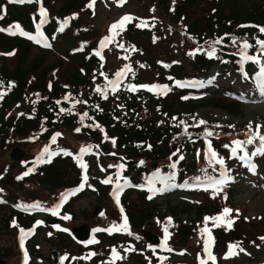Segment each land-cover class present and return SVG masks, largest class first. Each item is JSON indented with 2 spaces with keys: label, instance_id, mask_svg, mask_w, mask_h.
Returning a JSON list of instances; mask_svg holds the SVG:
<instances>
[{
  "label": "trees",
  "instance_id": "16d2710c",
  "mask_svg": "<svg viewBox=\"0 0 264 264\" xmlns=\"http://www.w3.org/2000/svg\"><path fill=\"white\" fill-rule=\"evenodd\" d=\"M89 1L43 0V4L50 11L47 30L50 36L54 38L52 50H40L38 54L33 56V51L37 46L31 39L20 34L10 35L5 31H0V93L4 94L3 98L0 99V150L6 142L13 141L16 138H18L19 143L26 144L31 135L38 136L39 141L40 139L49 138L50 135L63 127L72 130L79 121L77 112L81 113L89 110L99 124L106 127V139L110 140L101 145L103 151L98 150V164L102 165L104 169V159H107V157L114 162L119 160L120 165L127 166L126 173L135 182L142 183L149 172L155 170L153 169L154 163L163 169L169 168L173 158L175 159L178 155L177 153L173 157V153L179 149V152L184 151L186 154L191 155L189 160L185 158L180 162L176 172L179 180L187 178L193 180L198 176L206 175L204 170L207 167L204 156H195L194 154L198 145L201 144L203 147V137L205 135L202 134V127H196L193 126L195 124H192V128L187 133L181 132L182 135H179L180 129L177 121L196 114L200 107L221 109L231 115H239L242 113L243 103L234 98L215 95H207L196 99L188 91L180 90L174 85L173 92L170 91L166 95H155L145 90H139L136 94H133L124 90L119 95L109 99L101 98L94 89V83L98 79L101 80L100 71L104 68L100 67L99 60L91 52V49L96 46L99 35L94 29H91L84 18V15L92 18V12L88 7ZM58 3L60 5L56 7ZM158 3L159 8L155 11H157L156 15L161 14V20L151 21L150 23L154 26L150 25L148 28H137L131 25L121 40H124L126 44L143 48L145 45L148 46L153 39H156V34L160 37L159 42H164L166 39L165 31L169 25L181 27L191 43L202 47L198 48L200 51L193 52L195 54L191 57L187 54L184 55L183 61L175 62L176 57L171 54L169 58L173 59L174 64L171 66L170 71L162 72L158 76V80L168 81L169 83L172 82L173 78H185L188 71H201L202 74H206L216 65L220 66L224 72L228 71L229 68H237L236 54L241 41L250 40L253 42L254 37L261 35L259 29L254 25L264 26V0H175V2L173 0H159ZM5 7L6 12H4ZM0 9H2L0 15L4 16V19L0 20V24L3 26L19 23L29 31L34 26V20L40 18L38 0L23 5L10 3L8 0H0ZM74 15L76 18L69 19L65 30L59 32L60 24L66 18H71ZM166 16L169 20L165 19ZM233 38H236L235 44L232 43ZM217 39L221 40L219 50L217 49L219 44H213ZM70 43L68 49L74 47L79 50V54H76L78 64L70 77L66 76L65 79H61L58 72L59 66L64 62L63 59L45 65V56L47 52L57 50L59 44L69 45ZM210 46L216 48L214 58H209L207 55V52L211 50ZM13 60H15V63H13ZM46 66L48 67L43 72L39 71ZM186 67L189 69L186 70ZM169 77L172 79H169ZM68 91L82 95L80 103L76 106V113L73 111H71V114L68 112L63 113L59 110L60 100ZM58 101L59 103H57ZM154 108L157 112H160L157 117L156 114H150V110ZM210 121L213 126L217 125L214 120ZM230 126L232 125L226 124L225 127L218 128L219 133L224 134V136L230 135L232 133ZM94 135L96 139L99 136L102 138L100 133L94 132ZM113 139L115 145L112 143ZM214 140L218 148L227 154L228 147L226 148L224 145L230 144L231 140L226 143H223L224 137H215ZM256 144L258 145L259 142L257 141ZM252 148L253 145H250V149ZM111 153H115V155H111ZM96 161L95 157L91 158V176L92 178L96 177L94 181L90 182L93 192L87 190L89 194L96 195L99 201L98 204L102 206L107 202L104 200L105 195L110 199V193H108L110 186L101 183L105 175L104 171L98 167L99 165L96 166ZM141 161L144 163L141 164ZM235 162L231 161V164L234 165ZM260 162L261 170L264 172V156L260 158ZM236 170L239 171V169ZM80 176L81 167L78 165L77 160L69 156H56L52 158L51 163L41 165L36 174L28 179V182H32V178H36L38 187L45 190L47 196L35 197L50 201L53 194L51 192L55 193L66 187H76ZM242 179L230 184L232 186L230 195H228L230 200L231 191L237 185L243 184ZM87 190L72 197L67 202L63 217L73 215L75 219L77 215H93L91 213L88 215L85 210L75 211L74 209V202L77 198L86 195ZM188 193L194 203L184 202L179 205L181 211L195 210L197 217L201 216L202 213H211L219 209L218 202L213 205L216 200L213 201L210 198V192L196 190ZM220 199L222 198L220 197L217 200ZM39 201L49 205V202ZM110 202L114 212L109 214L108 210L101 224L107 225L109 222L118 221L123 223L113 198L110 199ZM123 203L129 215V232L139 233L141 241L143 243L148 242V237L142 232V229L151 219L153 220L154 213L156 214L159 211L156 203L148 199L146 192L133 187L126 189L124 192ZM3 211L4 214H2ZM158 214L159 212L156 215L158 216ZM38 218L39 215L21 214L9 205L0 206V223L2 225L6 224L10 229L31 227L34 222L37 225L38 221L36 220ZM43 218L45 223L37 225L38 230L39 228L40 230L38 236L35 237L36 239L34 238L35 240L40 235H45V233H41L43 229H56L54 228L55 224L75 228L74 219L70 223H66L63 220L64 218L62 219L59 216L52 217L48 214L44 215ZM170 218L174 226L171 228L168 226V228L171 230L175 228V234L174 230L172 232L176 244L180 246L181 241L187 239L190 245L196 243L197 248L200 249L201 241H198L194 236L195 228L192 225L183 224L176 214H171ZM158 219L160 218L158 217ZM162 220L165 221L164 218ZM13 221L18 227L12 226ZM243 222L250 224L252 221L241 219L233 229H217L218 248H224L228 241H244L243 239H245V242L250 246L251 242L256 243L260 239L262 233L255 234L254 237L245 233L240 228V225L243 228ZM165 225H161V232ZM156 227L158 226L156 225ZM14 231L17 240V230L14 229ZM57 231H60V245L65 244V248H68L70 244H73L79 251L89 250L90 247L97 256L106 253L112 243L133 241L132 237V239L129 238V233L128 235L103 233L99 235V245H85L83 242H79L80 240L75 235L68 234L70 231L67 233L60 229ZM38 245L39 242L35 244L34 248L31 246V251L37 249ZM16 252H18V258L13 264H18L20 260L18 245ZM8 254L6 251L0 250V258L6 257ZM37 254L40 256L39 253ZM147 255L153 256L152 251H147ZM152 260L153 264H159L157 258H152ZM30 264L36 263L32 260ZM64 264L77 263L66 259ZM143 264H146V262Z\"/></svg>",
  "mask_w": 264,
  "mask_h": 264
},
{
  "label": "rangeland",
  "instance_id": "374dc122",
  "mask_svg": "<svg viewBox=\"0 0 264 264\" xmlns=\"http://www.w3.org/2000/svg\"><path fill=\"white\" fill-rule=\"evenodd\" d=\"M158 1L159 0H126V2L123 3L122 6H120L119 0H95L94 6L91 7L92 9H90L92 12V18L87 15H84L86 23H88L91 29H94L99 35V44L97 46V49H99V51L101 52L103 60L108 64V67H110L112 73L115 75L118 71L123 69L125 65H131L132 71L128 72L125 77V80L127 82L135 81V79H137L140 84H159L162 82H167L158 80V76L162 72L170 71L171 66L174 64L173 59L169 58L171 57V54L176 57L175 62L183 61L184 55L187 54L191 57L195 53H190H193L198 48L202 47H198L197 44L191 43V40L188 39L186 33L181 27L169 25L165 31L166 39L164 42H159L160 37L158 34H156V39H153L148 46L145 45L141 49L139 46H136L138 48V51L136 50L134 53L131 48H127L125 49V51H120L119 49H117V47H119L120 45L119 41L125 34L124 31L121 33L119 29L117 30L119 32V35L115 37L114 42L109 43L108 46L104 49L100 48L101 40L105 36H109L112 34L109 31L110 26L120 21L121 18L126 15L135 17L136 21L138 22L142 21L150 23L152 19H154L155 21L159 19L160 21L161 14L156 15L157 11H155V9L159 8ZM58 5H60V3H58L56 7H58ZM165 19L169 20L167 16L165 17ZM257 38H263L262 40H264V33ZM242 42L243 41H241V43ZM70 45L71 43L69 45L59 44L58 49L56 51L47 52L45 56V65L63 59L64 62L59 66L60 69L58 72V75L61 76V79H65L66 76L70 77V75L74 72L75 66L78 64V59L76 57H69L71 54H75L78 51L74 47H70L68 49ZM220 46L221 44H219V46L217 47L218 50ZM204 50H206V48H204ZM39 52L40 50L35 49L33 51V56L38 54ZM238 52H240V46L238 47ZM132 53L134 55L129 56ZM125 57H127V59H125ZM260 59L261 62L264 63V56H260ZM13 63H15V60H13ZM141 65H143V67H141ZM47 67L48 66L44 67L43 69L41 68L39 71L43 72L45 69H47ZM188 69L189 68L186 67V70ZM258 71L259 68L255 70L253 75H249V79L247 80L244 79L243 74L238 68L230 69L227 72H224L222 68H220V66H214L206 75H203L201 71H188L187 76L185 78H188L187 80L199 79L200 82H204L206 86L207 95L235 98V95L238 94L244 100V103L241 115H231L230 113L221 109L200 107L199 111L196 114L192 115L191 117H186L177 121V124L180 129L179 135H182V133L185 132V124L188 125L187 131H189L192 128V124H197L199 120H204L207 122L206 124L201 126L202 134L205 133L206 130L212 131L214 138L224 137L223 143H226L231 140V143L234 144V141L247 140L251 135L248 128L250 122L252 124L253 130H255L257 125H259L261 126L260 132L264 134V95L261 94L253 79V77H255ZM208 81H211V83H207ZM132 83L133 85L134 83L139 84L138 82ZM167 86H169V84ZM169 88L171 89V91L173 90L172 83H170ZM159 113L160 112L156 111V108L150 110V114H156V117L160 115ZM210 120H214L217 125L213 126ZM181 121H183L184 123L181 124ZM226 124H230L234 127H231L232 133L230 135L224 136V134L219 133L220 130L218 128H223L226 126ZM93 132L94 131H87L86 133L82 131L76 132L75 130L63 127L61 131L58 132L61 133V135L56 138L55 143L52 142L53 136L49 139L44 138L38 141V136L36 135H31L28 138L26 144L19 143L18 138L14 139L13 141L6 142L0 150V189L3 190L0 194L5 197L8 196L7 198L10 201V198H22L27 201H34L37 199L43 202H49V204H51L53 201L58 200L57 196L59 195L60 191H57L55 193L51 192V194H53L50 201L35 197L47 196L46 191L38 187L37 179L32 178V182H28L27 179L16 180V175L18 174L20 177L23 175V173L28 171V166L30 165V163L34 160L37 161L38 156L35 154L41 153L46 146L48 147L49 152L53 151L55 148L57 152H59L61 149L71 152L73 154L70 155L71 157H75L76 153L79 155L82 146H96L97 150L103 151L101 145L106 144V142H109L110 140L106 139L107 136L105 134H102V138L99 136V138L96 139ZM255 145L256 144H254V146ZM231 146H229V148ZM91 151H94L92 148L89 154L93 155L94 153H92ZM198 152L199 151L197 149L196 153L194 151V154L197 155ZM180 154H182L184 158L187 159H189V157L191 156L190 154H186L184 151H181ZM45 158L47 159L48 157L46 156ZM104 160L106 171L109 172L119 170L116 167H109V165H120V163H118L119 160H116L114 162L110 160L109 157ZM96 166H98L97 161ZM153 166V169L158 168V165L156 163H154ZM98 167L100 169L102 168L100 166ZM124 169H127V166L124 165L123 170ZM164 170L165 173L174 172L175 178H177L176 169H172L169 167ZM151 172L152 171H150L147 177H145V181H147V178ZM110 174L108 173V176ZM95 179L96 177H93L92 181H94ZM89 182L88 184H90ZM113 182H115L114 178ZM171 184H175V182L173 181ZM110 185L112 191L113 184ZM178 186L179 187H174L171 188V190L165 191L163 193H157V195H154V198L152 200L153 203H156L157 210H159V214L157 216L156 214L158 212L156 214L154 213L153 220L151 219V221L142 229V232L146 236H148V242L143 243L141 241L140 234L136 233L135 231L134 233L129 232V228L123 231L122 235H128V233H131L129 234V238L132 237L133 241H128L125 243H116L113 245V247L121 256H126V259L115 260L114 264H143L144 262H146V264H153L152 256L147 255V251L151 249L152 244H158V236L162 235L163 232V228L162 232L160 229L161 225L166 224L165 226H169L170 228L174 226V223L172 221L169 222L168 220L171 214H176L177 217L181 219L183 224L192 225L195 228L194 236L197 238L198 241H201L202 239H206V235H204L203 237L201 234V230L205 226L204 214L206 213V217H215L219 215V213L224 207L230 206L234 214L229 215L225 219H234V227L238 224L239 220L241 219L246 221H252L250 222V224L243 222V228L241 227V225L240 228L245 233H248L253 237L255 234L260 233H262L260 236L264 237V173H261L257 179L248 177L246 183L242 185H237L231 191V200L230 197L228 199L226 197L228 193L230 195L231 186L229 187L230 189L228 187L225 188L223 192H210V198L213 201L216 200L213 202V205H216L215 203L218 202L219 209L217 207L218 210L213 211L211 213L205 212L199 217H196L195 210L185 212L180 210L181 208L179 207V205L183 204L184 202L194 203V200L192 199L190 194H186V192L181 190L180 185ZM163 187H166V185L160 184L156 188L159 189ZM88 188L89 191L93 192V189L91 187ZM88 190L86 192V195L81 198H77V200L74 202V209L75 211L85 210L88 215L90 213L93 215H77L75 219L73 215H67L68 217H70L69 219L62 218L66 221V223H70V221L73 219L75 220V228H73V230L69 227L70 233L68 234L73 235L75 231V234L81 239H86L87 237H89V235H91V229L95 226H98V224H100L101 221L105 219V213L108 210L109 214L114 212L112 210L113 208L110 202V199H112L110 187L108 188V193H110V199L107 195H105L104 200L107 202L102 204V206L98 204L99 201L98 198H96V195L89 194ZM220 197L222 199L217 200ZM97 206H100L102 210H95ZM236 210H238V216ZM180 211L181 214L179 213ZM4 213L5 212L3 211L2 214ZM101 213H103V215H101ZM158 217L160 219H158ZM163 218L165 219V221L162 220ZM113 220H115V218H113ZM213 223V221H209L207 227H209V224ZM107 224L121 225L122 222H109ZM156 225L158 227H156ZM67 227L68 226L66 225L60 226V230L66 229ZM14 229L16 228L10 229V227L6 226V224L2 225L0 223V250H4L9 253L6 257L0 259H3L4 262L7 264H13L18 258V252H16L17 245L16 238L14 236ZM57 230L59 229L45 228L41 231V233H45V235H40L41 237L39 236L37 240H35V238L32 242H30V245L33 248L35 247V244L39 242L37 249L32 251L34 263L57 264L56 259L60 260V257L58 254H56V258H54L53 249H58L62 253V257H66L65 259H63V261L67 259V261L69 260L77 264H113V258L109 255V251L108 253L106 252L104 254H100V256L94 255L91 256V258H85L88 257L90 253H94L92 248L89 247V250L83 249L82 251H79L73 244H70V247L68 248H65V244L60 245V231ZM173 230L175 234V228L172 229V231ZM50 233L51 235H49ZM174 234L171 241L173 245L172 248L174 250L170 251L169 256L166 258L165 262L167 264H200V261L202 259L207 260L206 255L202 253L204 242L201 244V252L200 249L197 248L196 243L195 245H190V242H188L187 239L182 240L180 246L177 245L174 239ZM162 237H164V234ZM261 237L256 243L251 242L250 246H248L247 242H245V239H243L244 241H236L234 244H239V247L243 248L244 251H239V249H235L234 251L238 252V254L232 255L230 258L227 259H225L224 257L228 250L225 251V253H220V261L217 264H264V239H261ZM81 242L86 245L85 240ZM110 246L108 247V249L110 248ZM125 249H135V251L125 252ZM37 253H39L40 256H38ZM213 255L216 257L217 261L216 254L213 253Z\"/></svg>",
  "mask_w": 264,
  "mask_h": 264
},
{
  "label": "snow or ice",
  "instance_id": "6c2138e0",
  "mask_svg": "<svg viewBox=\"0 0 264 264\" xmlns=\"http://www.w3.org/2000/svg\"><path fill=\"white\" fill-rule=\"evenodd\" d=\"M10 3H32L33 0H9ZM126 0H119V4L120 6L123 5V3H125ZM173 2H175V0H173ZM95 4V0H90V3L88 5V7H93ZM2 10V9H0ZM47 10L45 8H43V6H41L40 8V22L39 24H37V36H32L30 35L28 32L24 31L23 28H21V26L19 24H15L13 26H10V28L5 29L0 27V31H8L9 34L11 35H16V34H20L22 36H27L29 39L31 40H35L36 43L40 44L41 42H43V46L44 47H48L50 48L52 45L47 43V38L44 37L43 32L40 31L41 27L43 24H45L47 22ZM76 16L74 15L71 18H66L61 24L60 27L58 28L59 32H63L65 30V27L68 25L69 23V19H75ZM4 19L3 15H0V20ZM132 17L126 15L124 17L121 18L120 21L112 24L110 26V33H112L109 36H105L101 42H100V48L104 49L108 46L109 43L114 42L115 37L117 35H119V32L117 31L118 29L120 31H123L125 28V25L129 22H131ZM139 26H143V27H148V23L147 22H143L142 25H137ZM154 26V25H152ZM259 31L261 33H264V27H259ZM221 43L220 39H217L216 41L213 42V44H219ZM232 43L235 44L236 43V38H233ZM256 43L259 45V54L258 55H249L247 50L249 48L252 47V45L247 41H243L240 45V52L239 55L241 57L240 59V64H241V69L240 71L243 73L244 79H249V76L246 72H244L243 69V64L246 62H252L255 63L257 65H259V71L256 73L255 77H253V79L255 80V83L257 85V88L260 90L261 94L264 95V63L261 62L260 56H264V40H260L257 39ZM120 48H124L123 44L119 45ZM211 50L207 52V55L209 56V58H214L215 54H216V48L214 46H210ZM133 50H136L135 47L133 46ZM196 51H200V49H197ZM97 56H100L101 59H103V56L101 55L100 51H97L95 53ZM190 54H194V53H190ZM125 59H127V57H125ZM141 67H143V65H141ZM132 68L131 65H125V67L123 69H121L120 71H118L115 75H116V80H111L109 81V85H111L112 91L116 92L118 90L119 87V83L121 82V80L126 76V74L128 72H131ZM101 75H104V73H101ZM105 79H107V77L105 76ZM169 79H172L171 77H169ZM195 83V82H192ZM207 83H211V81H208ZM176 85L178 87H186V86H190L189 83L185 82H176ZM199 86L203 87L205 86L204 82H199ZM137 87L140 88H146L149 91H153V90H158V94L161 95H166L169 91H171V89L167 86V85H140V86H136V85H129L128 86V90L131 92H135L137 91ZM95 91L99 94L102 95V97L104 99H107V92L106 90H102L99 86H97V88L95 89ZM3 93H0V99L3 98ZM185 99L187 97H184ZM67 99V97H66ZM59 103V101L57 102ZM76 103H80V101H76ZM86 103V102H85ZM61 112L64 111H68L69 114H71V109H60ZM23 115V114H21ZM87 116V113L85 112L83 115H81L80 119L81 121L84 120V118ZM181 124H183L184 122L181 121ZM207 122L204 120H199L197 122V124L193 125L198 127L199 125H203L206 124ZM96 127H99V125H96ZM230 127H234V126H230ZM187 128L188 125L185 124V133H187ZM249 131L251 133V135L249 136V138L245 141H234V147L231 148V153L232 156L239 159L240 161L243 162V164L249 169V171H255V165L252 163L253 157H256L258 155L264 156V134H262L260 132V128L261 126L257 125L256 129L253 130L252 129V124L251 122L248 125ZM46 130V129H45ZM76 132H80V128L75 129ZM101 131H103V129H101ZM61 135V133H55L52 137V142L55 143L56 142V138L59 137ZM205 137H210L213 136V132L206 130L204 133ZM257 141L259 142L258 146L255 147V149L253 151H251V153H249V151L247 150V145H253L256 144ZM113 145H115V140H112ZM149 147H151L149 145ZM224 147H229V145H224ZM207 148L208 151L205 153V160L208 163L209 167L213 168V171H216L214 165L218 164L220 166L221 169H223V171L220 172V179H216L215 177L211 176V175H207V169H205V173H206V179L205 180H201L200 177L196 178V182L197 184H204L205 188L204 190H208L209 188H211L213 191L218 192V191H222L223 187L232 181V177L229 175V171L228 169L225 168V160L222 157H219L218 154L212 149V145L211 142L208 141L207 143ZM91 150V146H82L80 149V153L79 155L76 156L78 165L84 170V174L82 176V181L81 184L73 191L68 192V193H62L61 194V204L63 202H66V200L68 199L69 196H75L78 192H81L84 190L85 185H87L88 187H91L90 184H88V175H87V168L88 165L86 163L83 162L82 157L85 154H89ZM177 152H179V149H177ZM65 154V155H73L71 152H68L64 149H61L59 152H49L48 147L46 146L42 152L41 155L37 158V160L39 162H43V163H51L52 157L59 155V154ZM242 153V154H241ZM177 153H173V155H176ZM47 155V159H44V157ZM111 155H115V153H111ZM197 155L199 156V152L197 153ZM171 159V158H170ZM184 156L180 155L179 159L173 163L170 164V168L172 169H176L177 164L179 163L180 160H183ZM141 164H143L144 162L141 161ZM109 167H116L117 169H119L116 172V178H115V182H113V177L111 175L107 176L105 179H103L101 181V183L105 184V185H109V184H113V190L111 195L113 196V199L115 201V203L117 204L118 207H120V211L123 214V207L120 205V196L123 193L124 189L127 187H143V185H132L131 182L127 179L122 177V171L124 168V165H109ZM34 169H29L28 171H26L25 173H23L22 176L18 177L17 179H23V176H27L29 175ZM102 171H106V169L101 168ZM155 177H159V172L154 173ZM121 179H123V183H121ZM162 181H164L165 183L167 181H171L175 179V173L173 172L172 174L166 176V177H162L161 178ZM185 184H187V182H185ZM149 191L155 195L157 193H163L165 191L171 190V188L174 187H179L178 185L175 184H167L166 183V187L163 188H155L154 186H152V178H149ZM3 190L0 189V192H2ZM153 195H149L148 199H152ZM3 201L0 200V203H2ZM61 204H57L54 208L50 209V211L52 212L53 215H57L58 214V209L61 207ZM17 207H22L25 210H29V209H34V208H40V204L37 202L36 204L33 205H17ZM232 209L229 208H224L222 209V213L215 216V217H205L204 218V223L205 226L204 228L201 230V234H207V238L204 240V253L207 256V260H201L200 264H208V261H212V264H215L216 261V257L213 255L212 251H211V247L214 243L213 238L211 236V229L207 227V224L209 221H213V226L214 227H219L221 226V223H226L228 228L230 229L232 224H233V220L232 219H225L226 217H228L230 215V213H232ZM237 211V216L239 215L238 210ZM101 215H103V213H101ZM64 219H69L70 217L65 216L63 217ZM169 222H171V218H168ZM42 222L38 221L37 225L41 224ZM14 227H18V225L15 224V221H13V225ZM59 228V226H54ZM128 229V221H127V217L123 216V223L121 225H116L113 224L111 229H100L97 228L94 231L95 232H100V231H109L111 232L112 230L115 231H124ZM63 231H67L66 229H61ZM34 232V230H33ZM165 232V240H164V248L167 251H172L171 248H168L167 246V240L170 238L171 233L168 232L167 227H165L164 229ZM20 245L21 248L23 249L24 247V239L26 235H30L32 233H25L24 229H20ZM131 234V233H129ZM51 235V233L49 234ZM261 239H264V237H261ZM91 242H98V241H91ZM235 249H239V251H244L243 248L239 247V244H230L228 246V252L225 254V259L230 258L232 255H236L238 254V252L234 251ZM128 251H135V249H125V252ZM96 255V253H90L88 257L85 258H91V256ZM66 257H63V259H65ZM112 258H113V264L115 260L118 259H126V256H121L116 249L112 250ZM166 259V257L164 258ZM24 264H28V254L27 251H24Z\"/></svg>",
  "mask_w": 264,
  "mask_h": 264
},
{
  "label": "water",
  "instance_id": "95a60500",
  "mask_svg": "<svg viewBox=\"0 0 264 264\" xmlns=\"http://www.w3.org/2000/svg\"><path fill=\"white\" fill-rule=\"evenodd\" d=\"M4 262L3 261H0V264H3Z\"/></svg>",
  "mask_w": 264,
  "mask_h": 264
}]
</instances>
